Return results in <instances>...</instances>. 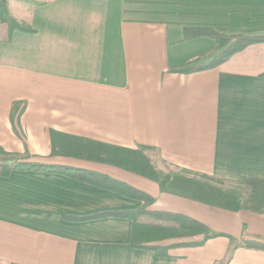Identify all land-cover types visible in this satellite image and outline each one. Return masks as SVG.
I'll use <instances>...</instances> for the list:
<instances>
[{
  "label": "crops",
  "instance_id": "crops-1",
  "mask_svg": "<svg viewBox=\"0 0 264 264\" xmlns=\"http://www.w3.org/2000/svg\"><path fill=\"white\" fill-rule=\"evenodd\" d=\"M6 7L32 31L9 33L0 21V147L89 181L25 169L0 176V264H264V250L245 245L264 243V196L260 211L242 201L238 210L204 204L84 158L87 146L68 138L145 147L159 173L171 166L215 181L264 179V41L178 71L222 50L195 30L264 34V0H38L21 17ZM109 179L151 196L147 210L224 235L168 257L133 248L130 219H81L143 205L109 189ZM228 236L237 241L231 252Z\"/></svg>",
  "mask_w": 264,
  "mask_h": 264
},
{
  "label": "trees",
  "instance_id": "trees-1",
  "mask_svg": "<svg viewBox=\"0 0 264 264\" xmlns=\"http://www.w3.org/2000/svg\"><path fill=\"white\" fill-rule=\"evenodd\" d=\"M0 21L8 25L9 33L15 29L21 31H32L29 27L17 22L9 14L6 7V0H0ZM195 31V34L197 35H208L215 38L218 41L219 46L222 47V50L217 54V56L206 63L190 64L179 69L178 71L191 72L195 70L206 69L219 64L233 53L243 49L249 43L264 41V34L256 36L241 33L224 34L217 30L211 29ZM54 133L55 132L51 131L52 136ZM68 138H71L73 141H81L83 148H86L87 146L88 152L82 155V157L110 163L154 180L158 183L162 191H168L182 197L202 202L204 204L231 210H238L242 206L240 200L233 194L224 192L220 188L210 185L209 183H206L200 179L186 176H170L169 174L161 176L160 173L152 167L148 157L144 154L143 150L145 147L130 150L104 145L91 140L70 136H68ZM15 169L35 171L41 170L49 172L59 171L67 173L68 175L75 178L89 181L88 179L79 176V170L77 169L22 160L15 155L5 152L0 147V176H8L10 172ZM86 173L90 176L94 175L91 172ZM199 176L209 179L206 175ZM108 182L109 184L107 187L109 189L129 197L138 198L143 201V205L132 211L105 212L82 217L81 219L98 218L104 216H120L130 219L132 221L130 246L133 248L150 250L154 252L156 256L168 257V251L170 249L176 247L201 246L210 238L224 235L211 230L204 223L183 214L167 211L147 210L145 208V204L150 203L153 200L151 196L123 182L113 179H109ZM242 182L247 184L252 190L251 195L247 199L249 207H251L254 211H260L264 196V179H245L242 180ZM142 218H145L149 221L147 223L142 222ZM228 238L230 240L229 251L231 252L236 247L237 241L230 236H228ZM245 245L247 247L264 250V243L249 241L245 242Z\"/></svg>",
  "mask_w": 264,
  "mask_h": 264
},
{
  "label": "rangeland",
  "instance_id": "rangeland-1",
  "mask_svg": "<svg viewBox=\"0 0 264 264\" xmlns=\"http://www.w3.org/2000/svg\"><path fill=\"white\" fill-rule=\"evenodd\" d=\"M36 2H38V0H9L10 10L15 15H18L19 17H21L23 15H26L28 13L27 9L33 6ZM249 35L256 36L260 34H249ZM143 152L146 156L150 155L149 150L148 151L143 150ZM165 168L166 169L164 170V172L162 171L160 172L161 176L169 174L170 176H186L190 178L200 179L206 183H209L210 185L221 188L223 191L234 194V196H236L240 201H242L244 205H248L247 203H245L246 202L245 200H247L249 196V192L246 191V189L249 187L247 186V184L243 182H225V181H218V180L215 181V180H210V179L203 178V177L196 176V175L195 176L191 175L189 173H186L182 170L176 169L171 166H166Z\"/></svg>",
  "mask_w": 264,
  "mask_h": 264
}]
</instances>
